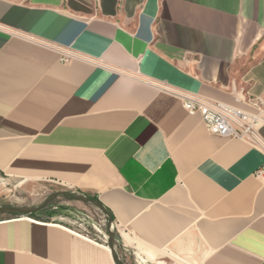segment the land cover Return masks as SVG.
Here are the masks:
<instances>
[{
  "label": "crops",
  "instance_id": "1",
  "mask_svg": "<svg viewBox=\"0 0 264 264\" xmlns=\"http://www.w3.org/2000/svg\"><path fill=\"white\" fill-rule=\"evenodd\" d=\"M174 90L264 143V0H0V173L96 196L138 254L264 264V149ZM45 213L0 217V264H116Z\"/></svg>",
  "mask_w": 264,
  "mask_h": 264
},
{
  "label": "rangeland",
  "instance_id": "2",
  "mask_svg": "<svg viewBox=\"0 0 264 264\" xmlns=\"http://www.w3.org/2000/svg\"><path fill=\"white\" fill-rule=\"evenodd\" d=\"M58 191H63L65 194H58L53 197L49 201L48 206L45 207L47 208L46 212L68 208L70 214L66 217H61L60 221L80 234L105 246L108 245V232H113L115 235L113 245L119 260L123 264H191L187 260L183 262L177 258L170 257L166 252H161V255L156 258H150L147 255L138 254L126 245H122V242L117 236V227L109 212L108 214L104 213L91 202H83L71 198V194L92 198L91 195L77 192L49 180H22L0 173V206H37L50 194ZM9 215L22 216L13 213H0V217ZM45 215L46 213L39 214V216ZM109 217L111 218L110 222Z\"/></svg>",
  "mask_w": 264,
  "mask_h": 264
},
{
  "label": "built area",
  "instance_id": "3",
  "mask_svg": "<svg viewBox=\"0 0 264 264\" xmlns=\"http://www.w3.org/2000/svg\"><path fill=\"white\" fill-rule=\"evenodd\" d=\"M63 60L66 57L63 56ZM189 114H199L207 130L213 134L240 138L264 149L255 128V120L247 113L198 94L173 91Z\"/></svg>",
  "mask_w": 264,
  "mask_h": 264
},
{
  "label": "water",
  "instance_id": "4",
  "mask_svg": "<svg viewBox=\"0 0 264 264\" xmlns=\"http://www.w3.org/2000/svg\"><path fill=\"white\" fill-rule=\"evenodd\" d=\"M58 194H65L63 191H58L50 194L41 204L37 206H0V213H13V214H19L22 216H26L30 213H35L44 207L48 206L49 201L57 196ZM71 198L75 200H81L83 202H91L95 204L97 207H99L104 213L108 214L107 209L101 204V202L97 199H93L88 196L78 195V194H71ZM111 221V218L109 217V222ZM109 238H108V248L111 252V255L115 261L116 264H123L115 251L114 245H113V239L115 238V235L113 232L109 231Z\"/></svg>",
  "mask_w": 264,
  "mask_h": 264
},
{
  "label": "trees",
  "instance_id": "5",
  "mask_svg": "<svg viewBox=\"0 0 264 264\" xmlns=\"http://www.w3.org/2000/svg\"><path fill=\"white\" fill-rule=\"evenodd\" d=\"M92 198L97 199L96 196H92ZM46 210H47V208L44 207L43 209H41V210H39V211H37V212H35V213H30V214H28V216H29V217H33V218H36V217H39V214H41V213H45ZM107 211L109 212L110 216L112 217L111 212H110L109 210H107ZM112 219H113V218H112Z\"/></svg>",
  "mask_w": 264,
  "mask_h": 264
},
{
  "label": "bare ground",
  "instance_id": "6",
  "mask_svg": "<svg viewBox=\"0 0 264 264\" xmlns=\"http://www.w3.org/2000/svg\"><path fill=\"white\" fill-rule=\"evenodd\" d=\"M139 258H140V256H139ZM143 260V259H142ZM144 262V261H143ZM147 262V261H146Z\"/></svg>",
  "mask_w": 264,
  "mask_h": 264
}]
</instances>
